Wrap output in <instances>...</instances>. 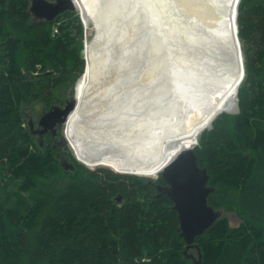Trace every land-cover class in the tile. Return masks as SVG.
I'll use <instances>...</instances> for the list:
<instances>
[{"label": "trees", "instance_id": "1", "mask_svg": "<svg viewBox=\"0 0 264 264\" xmlns=\"http://www.w3.org/2000/svg\"><path fill=\"white\" fill-rule=\"evenodd\" d=\"M29 6L0 0V264H264V0L237 7L238 111L218 114L193 146L215 188L208 204L240 222L222 215L190 246L169 197H155L160 176L91 170L68 146L34 141L24 109H47L81 75L84 28L77 10L47 21Z\"/></svg>", "mask_w": 264, "mask_h": 264}, {"label": "bare ground", "instance_id": "2", "mask_svg": "<svg viewBox=\"0 0 264 264\" xmlns=\"http://www.w3.org/2000/svg\"><path fill=\"white\" fill-rule=\"evenodd\" d=\"M72 1L97 29L86 41L76 105L64 123L80 161L153 177L218 114L236 111L239 60L227 72L218 41L234 39L237 0ZM106 1L113 11L99 7ZM155 16L164 33L153 35ZM136 37L143 58L132 67Z\"/></svg>", "mask_w": 264, "mask_h": 264}, {"label": "water", "instance_id": "3", "mask_svg": "<svg viewBox=\"0 0 264 264\" xmlns=\"http://www.w3.org/2000/svg\"><path fill=\"white\" fill-rule=\"evenodd\" d=\"M239 1L240 0H237L236 11H235L236 27L234 32V39L232 41H229L227 40V37L222 35V37L218 41L219 42L218 45L220 47V49L218 50L219 52L218 59L222 60L224 69H227V72L232 74L234 72V67H233L234 60H236L237 58L239 60V66H240L239 81L241 82L244 77L245 68H244L241 44L238 38V27H237V7ZM157 3H158L157 5L160 4L159 2ZM107 5L108 4L106 1L105 5H100L99 7L105 6V9H107L108 7ZM129 7L132 8L131 6ZM110 8L111 7H108L109 11H113V9ZM66 10L78 11V8H76L72 0H30L29 11L31 12L33 17L37 19L52 21L57 15L61 14ZM81 19L83 21L82 16ZM149 22H151L150 25L153 29V35H156L158 32L164 33L163 30L164 26L162 25L161 20L158 21L156 19V16L151 17ZM145 33H146L145 31H141L139 37L145 35ZM104 37L105 35H103L102 40L104 39ZM140 39L145 41L144 38L140 37ZM110 43L111 41L107 42V45ZM158 43H160V41H158ZM161 43L163 44V41ZM130 44H128V46ZM132 44H133L132 47L133 63L131 64V66L133 67L141 63L140 60L143 58V54L139 53V50L141 49L140 48L141 44L137 43V37L134 38ZM158 57H160V59L163 60L162 63L165 61V58L163 59L162 55L161 56L159 55ZM78 78L76 79L75 84ZM237 91H236L235 112L238 111ZM75 102L76 99H75V86H74L73 96L71 99L67 101L66 105L63 108H60L57 105H53L49 107V109L43 112L39 117L37 121L38 129L36 131L29 130L30 133L34 134L35 132H38L40 135L46 132L48 129H51V131L55 133L56 125L58 123H62V124L65 123L69 114L75 108L76 105ZM29 125L30 127L32 126L31 122H29ZM65 141L67 142V139L65 138V134H64L62 136V142ZM76 159L80 161L78 158ZM177 161L180 162L179 174L177 173V169L174 167V165L177 164ZM80 162L91 170L95 168L86 165L82 161ZM60 163L65 169L71 170L73 168L72 163L69 162L65 163L61 160ZM110 169L113 170L114 172L121 174L144 176L126 171H118L112 168ZM158 176H160L163 179L164 184H156L155 197H159L162 194H165L167 197H169V199L172 202L171 208L176 211L177 218L179 221V237L183 239L186 246H190L193 244L195 238L203 235L213 225V223L222 216L223 213V210L221 208H214L212 205L208 204L207 202L208 195L215 190L213 186L208 185L209 174L207 173L205 167L198 166L196 162V156L193 152V147H189L187 149L180 151L170 162H168L159 172ZM150 179H155V178H149L148 179L149 182L151 181ZM117 200L120 201L121 197L117 196ZM197 251H199V249H197ZM200 259H201V255L198 254L199 262Z\"/></svg>", "mask_w": 264, "mask_h": 264}, {"label": "rangeland", "instance_id": "4", "mask_svg": "<svg viewBox=\"0 0 264 264\" xmlns=\"http://www.w3.org/2000/svg\"><path fill=\"white\" fill-rule=\"evenodd\" d=\"M80 16V14H79ZM80 20L82 22V25H83V28H84V36H83V49H82V57L84 59V65H85V46H86V41H90L91 39L94 38L95 34H96V31L97 29L92 25V24H86L84 23V21H82L81 19V16H80ZM115 43V41L112 42V44ZM114 51H115V48H113ZM84 69V68H83ZM74 86H75V82L74 84L72 85V87H70L67 92L65 94H62L60 97H59V100L56 101V102H53V104H57L60 100H65V99H69V98H72L73 96V93H74ZM160 93V91H159ZM154 94V93H152ZM155 96V95H154ZM155 98H157L155 96ZM49 109V108H48ZM47 109V110H48ZM43 108L41 102H34V103H31L30 105H28V107H26V109H24V117L26 119V126L28 127V119L30 120H34V121H38L39 117L41 116L40 114L44 111H47ZM226 113V112H225ZM236 113V112H235ZM209 128V127H208ZM60 134L63 136L65 134V125L62 124L60 125ZM34 136V135H33ZM34 141H36V139L34 138ZM61 146H68L70 152L74 155L73 153V150L70 148L68 142H63V144H61ZM75 157V155H74ZM76 158V157H75ZM77 160V159H76ZM97 167H107L110 169V167L108 166H103V165H99ZM97 167H95L94 169H96ZM93 169V170H94ZM131 175V174H130ZM159 175V172L157 173L156 176H153V177H149L147 176L146 178H156L157 176ZM138 176V175H137ZM145 177V176H143ZM223 210V209H222ZM222 215H225L228 220H229V224L231 226H236L238 225V223L240 222V218L237 214L236 211H225L223 210V213ZM188 253L189 255L192 257V259L196 260V258L198 257V254H197V250L192 247L188 250Z\"/></svg>", "mask_w": 264, "mask_h": 264}, {"label": "flooded vegetation", "instance_id": "5", "mask_svg": "<svg viewBox=\"0 0 264 264\" xmlns=\"http://www.w3.org/2000/svg\"><path fill=\"white\" fill-rule=\"evenodd\" d=\"M69 99H71V98H69ZM69 99H65V100H60L57 104H52L51 106H53V105H57V106H59L60 108H63L65 105H66V103H67V101L69 100ZM50 106V107H51ZM49 108V107H48ZM47 108V109H48ZM47 109H45V110H47ZM45 112V111H44ZM43 113V112H42ZM41 113V114H42ZM40 114V115H41ZM29 122H31V127H30V125H29ZM60 125H62V123H58L57 125H56V132L55 133H53L52 131H51V129H48L46 132H44L43 134H40L39 135V133L38 132H35L34 134H32V135H34V137H35V139H36V141L40 144V145H43L46 141H48V140H51L52 141V143H53V146L55 147V148H58V147H64V146H61V144H63V142H62V135L60 134ZM28 128H29V130H31V131H36L37 129H38V124H37V121H34V120H29L28 119ZM57 154H58V158L61 160V161H63V162H65V163H68V159L65 157L66 155H64L63 154V152L62 151H57ZM73 169V168H72ZM71 169V170H72ZM70 170V169H69Z\"/></svg>", "mask_w": 264, "mask_h": 264}, {"label": "snow or ice", "instance_id": "6", "mask_svg": "<svg viewBox=\"0 0 264 264\" xmlns=\"http://www.w3.org/2000/svg\"><path fill=\"white\" fill-rule=\"evenodd\" d=\"M179 164H180V162L177 161V164L174 165V167L177 169V173H178V174H179V171H180Z\"/></svg>", "mask_w": 264, "mask_h": 264}]
</instances>
